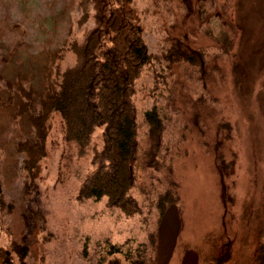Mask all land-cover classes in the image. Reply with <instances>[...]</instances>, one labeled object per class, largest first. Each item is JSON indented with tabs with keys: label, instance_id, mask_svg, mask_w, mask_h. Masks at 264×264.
<instances>
[{
	"label": "rangeland",
	"instance_id": "374dc122",
	"mask_svg": "<svg viewBox=\"0 0 264 264\" xmlns=\"http://www.w3.org/2000/svg\"><path fill=\"white\" fill-rule=\"evenodd\" d=\"M136 1L152 52H157L172 31L187 24L195 26L191 38L207 48L212 62L217 57L218 69L206 88L197 77L181 79L178 74L172 79L175 98L184 104L171 112L164 138L170 152L166 165L158 170L145 168L139 174V180L149 186L175 181L180 211L171 209L159 225L155 213L148 214L146 221L138 216L129 219L107 208L106 199L79 204L74 197L93 169L91 156L69 155L74 148L65 141L58 113L50 119L47 156L30 186L23 168L25 157L18 154L17 144L22 139L33 140L30 117L38 111L40 98L52 90L56 56L69 38L85 39L94 25L92 4L91 0H0V90L6 100L11 96L6 84L23 83L36 105L20 119L9 108L0 112L3 188L6 199L16 207L6 223L19 243L31 247L30 264H92L97 241L144 240L147 228L160 230L159 264H203L198 257L200 248L211 260L222 257L226 244L228 253L222 264H257L264 227V0L205 3L211 15H216L210 31L229 32L232 37V49L222 55L215 53L211 37L200 35L197 22L183 25L184 10L178 8L177 0ZM73 59L71 55L66 64H73ZM152 84L150 77L140 83L146 88L137 97L141 110L153 104ZM200 99L205 101L200 103ZM218 155H222L221 162ZM35 184L38 192L33 190ZM140 185L132 193L149 207ZM208 233L216 234L213 239L221 249H208L204 242ZM8 240L0 228V245ZM85 242L87 258L82 255Z\"/></svg>",
	"mask_w": 264,
	"mask_h": 264
},
{
	"label": "trees",
	"instance_id": "16d2710c",
	"mask_svg": "<svg viewBox=\"0 0 264 264\" xmlns=\"http://www.w3.org/2000/svg\"><path fill=\"white\" fill-rule=\"evenodd\" d=\"M177 1L178 8L184 10L183 25L187 21L197 22L200 35L213 39L215 53L228 54L233 46L229 32L216 33L209 29L216 15H211L205 3L211 6L213 0ZM91 4L94 25L83 41L71 37L59 50L53 69L52 90L40 98L38 111L30 117L34 138L20 140L17 152L25 157L23 168L30 177L31 186L39 164L47 156L50 119L58 113L63 122L65 141L74 148L69 155L77 158L91 156L93 169L82 180L74 199L79 204L106 199L107 208L119 210L129 219L138 216L146 221L148 214L155 213L157 223L161 225L171 209L180 211L177 183L172 181L163 186L156 182L149 186L139 180V174L145 168L158 170L166 165L165 157L170 152L164 138L173 117L171 112L177 111L179 104H184L180 98H175L177 93L171 84L172 79L175 80L178 74L181 79L197 77L206 88L218 69L217 57L212 62L207 48L197 43V38H191L196 34L195 26L187 24L177 31L175 29L176 33L172 31V35L160 47L158 45L157 52H152L136 0H91ZM205 27L206 30H202ZM71 55L74 63L66 64ZM148 77L153 82L149 92L154 101L151 107L141 110L137 97L142 89H146L141 88L140 83ZM6 85L11 96L5 100L0 90V112L9 108L16 119L23 118L36 106L31 90L23 83ZM96 138L99 143L94 142ZM221 156L218 155L219 162ZM2 171L0 164V228L7 232L9 240L6 245H0V264H30L31 247L19 243L12 227L6 223L16 207L5 197ZM137 185L150 202L149 207L147 202L144 205L133 195ZM35 188L36 184L33 190ZM32 212L39 217L36 209L33 208ZM214 235H205L204 242L208 249H221L213 239ZM159 244V228H147L144 240L128 238L123 242H112L105 238L95 243L92 264H105L108 260V264L114 260L117 264H159ZM87 248L85 242L82 255L86 258ZM227 253L226 244L222 257L214 256L210 260L204 248H200L198 257L203 264H222ZM256 263L264 264V227L260 229Z\"/></svg>",
	"mask_w": 264,
	"mask_h": 264
}]
</instances>
